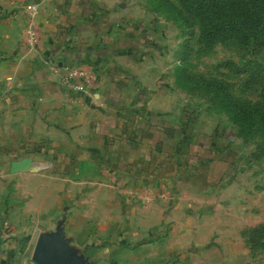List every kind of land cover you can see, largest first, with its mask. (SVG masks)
Here are the masks:
<instances>
[{
  "label": "rangeland",
  "instance_id": "374dc122",
  "mask_svg": "<svg viewBox=\"0 0 264 264\" xmlns=\"http://www.w3.org/2000/svg\"><path fill=\"white\" fill-rule=\"evenodd\" d=\"M110 1L135 15L133 37L148 50L146 73L167 89L166 122L176 136L168 134L155 161L131 167L112 158L94 162L92 152L82 160L83 147L66 144L57 130L49 140L42 127L34 143L2 146L0 123L6 204L25 211L35 200L23 199L14 187L19 174L9 171L12 158L30 156L26 181L46 192L47 209L23 218L24 225L38 235L60 226L91 264H264V156H256L262 136L241 132L237 123L248 120L204 81L221 80L247 106L264 104V44H206L196 24L175 20L159 0ZM31 248L28 263L36 264Z\"/></svg>",
  "mask_w": 264,
  "mask_h": 264
},
{
  "label": "crops",
  "instance_id": "0c3cea01",
  "mask_svg": "<svg viewBox=\"0 0 264 264\" xmlns=\"http://www.w3.org/2000/svg\"><path fill=\"white\" fill-rule=\"evenodd\" d=\"M110 2L41 1L36 22L39 41L27 48L21 44L23 5L0 0L2 146L34 143L42 127L49 140L57 130L66 144L83 147L82 160L93 153L94 162L112 158L134 167L155 161L168 134L176 136V125L170 134L166 122L171 106L167 89L146 73L148 50L133 37L135 15L111 7ZM66 63L92 66L98 87L89 93L68 91L60 79L61 65ZM16 173L14 187L22 188L23 199L31 194L35 200L30 198L25 211L15 209L13 202L8 206L0 184V264H29L27 249L32 246V255L38 233L30 231L23 218L47 209L46 192L26 181L30 175L25 170Z\"/></svg>",
  "mask_w": 264,
  "mask_h": 264
},
{
  "label": "trees",
  "instance_id": "16d2710c",
  "mask_svg": "<svg viewBox=\"0 0 264 264\" xmlns=\"http://www.w3.org/2000/svg\"><path fill=\"white\" fill-rule=\"evenodd\" d=\"M173 18L186 26L198 27V40L206 44L233 40L243 46L264 44V0H159ZM185 59H182L184 61ZM182 62L178 68L183 67ZM183 65V66H182ZM214 94L225 99L226 108H234L241 130L258 132L262 138L257 144L256 156H264V104L247 106L240 103L226 83L218 79H204ZM242 132V131H241ZM93 248H89L91 251Z\"/></svg>",
  "mask_w": 264,
  "mask_h": 264
},
{
  "label": "built area",
  "instance_id": "2783aa9c",
  "mask_svg": "<svg viewBox=\"0 0 264 264\" xmlns=\"http://www.w3.org/2000/svg\"><path fill=\"white\" fill-rule=\"evenodd\" d=\"M23 6L25 26L23 28L21 44L27 48L35 46L39 41L37 17L40 12V2L50 3L53 0H10ZM61 82L68 91L89 93L98 87V76L92 66L79 64L61 65Z\"/></svg>",
  "mask_w": 264,
  "mask_h": 264
},
{
  "label": "water",
  "instance_id": "95a60500",
  "mask_svg": "<svg viewBox=\"0 0 264 264\" xmlns=\"http://www.w3.org/2000/svg\"><path fill=\"white\" fill-rule=\"evenodd\" d=\"M34 164L32 157L23 156L10 161L9 171L29 169ZM67 242L60 226L56 231L41 233L36 239L31 258L36 264H91L83 253H79L77 248Z\"/></svg>",
  "mask_w": 264,
  "mask_h": 264
}]
</instances>
